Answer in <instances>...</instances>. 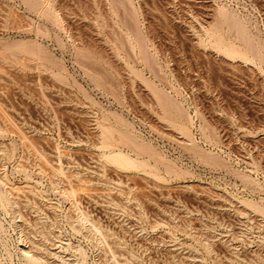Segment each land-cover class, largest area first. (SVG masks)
<instances>
[{
    "label": "rangeland",
    "instance_id": "1",
    "mask_svg": "<svg viewBox=\"0 0 264 264\" xmlns=\"http://www.w3.org/2000/svg\"><path fill=\"white\" fill-rule=\"evenodd\" d=\"M0 185V264H264V0H0Z\"/></svg>",
    "mask_w": 264,
    "mask_h": 264
},
{
    "label": "bare ground",
    "instance_id": "2",
    "mask_svg": "<svg viewBox=\"0 0 264 264\" xmlns=\"http://www.w3.org/2000/svg\"><path fill=\"white\" fill-rule=\"evenodd\" d=\"M107 158L108 159H110V160H112V161H117V162H121L122 161V159H124V161H125V158L124 157H122V155H118V154H115V155H108L107 156ZM120 160V161H119ZM127 161V160H126ZM125 161V162H126ZM128 162V161H127ZM128 164H130V163H128ZM1 186V185H0ZM38 261V260H37ZM32 264H42V263H40V262H34V263H32ZM44 264V263H43Z\"/></svg>",
    "mask_w": 264,
    "mask_h": 264
}]
</instances>
